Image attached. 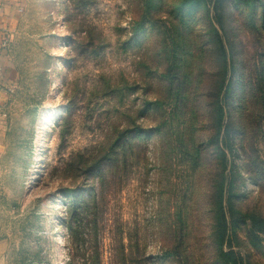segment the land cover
<instances>
[{
  "label": "rangeland",
  "instance_id": "1",
  "mask_svg": "<svg viewBox=\"0 0 264 264\" xmlns=\"http://www.w3.org/2000/svg\"><path fill=\"white\" fill-rule=\"evenodd\" d=\"M192 1L21 0L5 31L13 87L0 116L7 264H218L222 211L230 258L264 264V26L238 0ZM192 10L197 55L210 63L207 14L229 66L196 70L203 83L186 102L167 79L184 40L178 14ZM210 90L232 130L198 160L194 142L215 138Z\"/></svg>",
  "mask_w": 264,
  "mask_h": 264
},
{
  "label": "trees",
  "instance_id": "2",
  "mask_svg": "<svg viewBox=\"0 0 264 264\" xmlns=\"http://www.w3.org/2000/svg\"><path fill=\"white\" fill-rule=\"evenodd\" d=\"M215 1H217L218 3L220 0H214V2ZM238 1L241 2L242 5L248 8L249 22L254 26V28H257L256 31L260 33L261 31L258 28V22L260 21L261 24H263L264 26V0H252L250 4L247 3V0H238ZM188 3L191 4V7L194 5V4L192 5L193 3L192 0H189ZM260 6H262L261 15L259 14ZM216 10H219V5H217ZM205 16L208 19V25L210 26L201 35L203 36L204 41L207 44L209 45L212 44L211 48L208 47L209 48L208 52L210 53L208 54L209 55L208 58L210 60V63H206L202 61L201 60L202 56L197 55L199 53H203L204 50L198 45V43H195L196 42L195 39L191 38L192 34L194 33L193 32L194 27L191 24L194 22V20L198 21L197 20V18H199L198 14H197V18H196V13L194 12V10L191 11L190 16H186V14L184 13L178 14V20H184L187 17V20L184 22V30H183L184 40L180 45L176 43H174L173 45V58L171 59L172 62H171L170 71H169L170 77L169 79H167V82L169 86V92L172 91L174 95L176 94L177 96H182L183 100L185 99L186 102H187V97H189V95L192 93V90L197 87H200L201 84L203 83L201 78L199 79L197 78L199 74H196V70H199L200 72L204 70L206 72L207 66L215 65L217 60L222 61L224 64L228 65L226 49H225L226 47L222 39L223 35L221 34L220 29L216 27L213 21V18H210L209 16H207V14ZM216 21L217 23L220 24L221 28L225 30L226 22H225V16L222 12L216 13ZM243 64L246 66L247 62L244 63L243 61ZM262 64L263 66H262V70L260 69L259 77L263 78L264 77V62H262ZM231 71L235 72V64L231 65ZM188 75H190V77H188ZM223 80H222L220 88L222 90L227 87L226 91H228V86L230 85L231 81L229 82V79H228V83H227V78L224 81ZM178 88L182 89L183 91L182 94L178 92L175 93L176 92L175 90ZM207 94H208V101H209L208 108L211 112L210 120L211 119L213 120L212 124L215 129V138L212 139L211 137L210 139H208L207 141H205V143H202L201 145L200 143L199 145H197L196 142H194L193 152L198 156V160L200 159V156H201L200 154H201L202 145L204 147L205 144L207 145L212 144L219 148V144H220L219 140L221 136L225 133V130H226V133H229L230 130H232V127H231L232 123L230 121H226L224 123L225 116H226L225 106H224L223 101L219 99L220 93L215 95V92L213 93L211 91L210 93H207ZM177 96L176 98L178 99ZM156 103L161 104L162 102L160 100H157ZM197 121L198 119H196V122ZM191 127H192V124L188 125L189 129H187L186 127V129L188 130V133L186 137L183 138V140L184 141L186 140L188 143L191 141H195V138H196L195 134L197 131L194 130L192 133H190ZM228 127H229V131L227 130ZM183 133L185 132L183 131ZM225 154L226 152L225 153L223 152V155ZM195 159L197 160V158ZM231 188H232V184H231ZM77 207L78 205H74L70 209L71 211V215L69 217L70 222H72V219H74V216H76V214H79L76 210ZM216 219L217 221H215V228L213 232L215 239H216L214 242L215 247H216V262L218 264H236V260H235L236 258L235 257L230 258L231 257L230 255L232 253L225 251L223 247V244L226 241L225 236L227 233V231L225 233L227 221H226L224 212L222 211V215ZM168 254L170 255L175 254V250L173 252H169Z\"/></svg>",
  "mask_w": 264,
  "mask_h": 264
},
{
  "label": "crops",
  "instance_id": "3",
  "mask_svg": "<svg viewBox=\"0 0 264 264\" xmlns=\"http://www.w3.org/2000/svg\"><path fill=\"white\" fill-rule=\"evenodd\" d=\"M21 8V0H0V116L10 100L13 87L12 66L6 52L5 31L10 18ZM0 145V156L2 149ZM8 242L0 231V264H7Z\"/></svg>",
  "mask_w": 264,
  "mask_h": 264
}]
</instances>
